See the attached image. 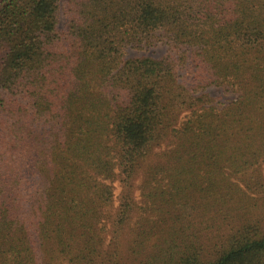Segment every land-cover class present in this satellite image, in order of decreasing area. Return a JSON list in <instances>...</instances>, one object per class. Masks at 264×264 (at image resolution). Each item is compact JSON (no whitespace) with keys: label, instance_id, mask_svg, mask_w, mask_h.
<instances>
[{"label":"trees","instance_id":"trees-1","mask_svg":"<svg viewBox=\"0 0 264 264\" xmlns=\"http://www.w3.org/2000/svg\"><path fill=\"white\" fill-rule=\"evenodd\" d=\"M263 206L264 0H0V264H264Z\"/></svg>","mask_w":264,"mask_h":264},{"label":"rangeland","instance_id":"rangeland-1","mask_svg":"<svg viewBox=\"0 0 264 264\" xmlns=\"http://www.w3.org/2000/svg\"><path fill=\"white\" fill-rule=\"evenodd\" d=\"M64 22V19L62 20ZM127 58L129 57H135V56H142V55H150L153 57H161L169 52L173 53L174 55H178V51L172 50L169 46V44L166 41H159L153 45H145L142 46L141 48H134V47H129L127 50ZM181 51V50H180ZM182 52V51H181ZM191 65L186 64V66L182 67L179 70V74L183 78L189 77V73H191ZM210 95L214 96L216 98L217 102H226L229 99L235 97V94L231 91L225 90L221 86H209L205 89ZM115 186V199H114V204H113V210L117 208V205L119 203V196L122 191V183L120 180H116L114 182ZM263 211H264V206H263Z\"/></svg>","mask_w":264,"mask_h":264}]
</instances>
